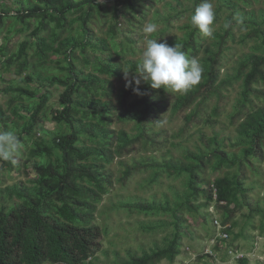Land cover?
<instances>
[{
	"label": "rangeland",
	"instance_id": "obj_1",
	"mask_svg": "<svg viewBox=\"0 0 264 264\" xmlns=\"http://www.w3.org/2000/svg\"><path fill=\"white\" fill-rule=\"evenodd\" d=\"M70 1L84 3L62 18L47 12L18 20L11 15L14 11L38 3L0 0V13H8L2 16L0 25V130L14 131L22 142L20 152L9 159L13 170L0 171V209L8 211L15 205L39 202L40 177L34 172L33 163L51 165L61 173L60 151L52 147L51 139L69 134L70 129L64 122L52 120L54 113L61 110L62 88L50 80L66 76L63 53L71 41L82 39L81 21L87 16L91 45L95 46L86 48L83 54L73 50L71 62L79 79L88 81L87 85L78 86L73 96L74 102L85 107H78L72 113L74 127L88 129V133L79 134L75 147L88 154H81L83 158L75 155L73 159L76 165L92 168L97 178H74V183L91 190L96 198L64 191L69 199L86 206L70 204L64 209L61 203L51 200L42 212L59 221L98 229L101 249L83 264H124L131 257H142L143 253L168 250L172 244L175 254L171 260L166 257L155 264H264V139L262 159L248 157L240 171L238 165L217 169L212 160L200 174V187L219 179L229 182L230 187L240 185L242 191L232 192L229 197V209L237 210L231 219L203 196L191 201L196 212L178 209L189 193L188 176L162 166L169 161L194 164L186 157L187 153L207 154L214 149L229 159H242V151L249 142V118L264 109V98L249 94L247 102L242 103L243 80L250 64L239 75L238 70L250 57L264 58V0H212L216 12L212 38L205 37L190 24V15L200 3L194 4L193 0ZM149 21L159 26L151 36L142 31ZM228 21L230 34L222 46L215 83L219 96L213 95L199 106L196 116L186 126L182 117L196 108L197 101L186 112L173 115V106L185 92L155 90L153 96L159 109L154 107L152 113L157 122H147L146 129L149 135L156 136L157 144L140 141L119 157L116 154L119 142L115 138L124 133L132 139L140 132L137 122L118 121L117 112L126 89L124 72H135L138 68L146 39H160L158 42L170 46L192 41L195 48L185 53L189 58L195 57L204 71L217 51ZM202 82L203 75L198 84ZM145 85L142 82L139 87ZM14 89L33 97L19 95ZM252 89L264 92V84L257 81ZM42 95L45 101L39 124L32 134H24L29 114ZM139 99L140 96L132 95L126 104L133 105ZM89 101L101 108L89 109ZM142 110L143 106H135L133 113L140 115ZM102 132L109 139L102 137ZM205 143L209 144L208 148ZM120 161L127 167L136 163L147 166L122 182L124 167ZM242 196L258 206L261 213L251 215ZM134 203L167 210L125 209L124 205ZM73 213L85 214L86 218L80 221Z\"/></svg>",
	"mask_w": 264,
	"mask_h": 264
},
{
	"label": "trees",
	"instance_id": "obj_2",
	"mask_svg": "<svg viewBox=\"0 0 264 264\" xmlns=\"http://www.w3.org/2000/svg\"><path fill=\"white\" fill-rule=\"evenodd\" d=\"M35 1L38 5L19 9L14 11L11 15L18 18V20H24L26 18H33L39 14L51 12L57 17L62 18L70 11L81 7L84 3L80 2L74 4L70 0ZM193 1L194 4L200 2V0ZM7 15L8 13L6 12L0 13V25L2 16ZM87 21V16L81 21L82 39L80 41H71L63 53L66 76L63 79L52 78L50 80L51 84H55L62 88V92L59 96L61 110L54 113L52 120L55 123L64 122L70 129L69 134L54 136L51 139L52 147L60 151L61 173H58L56 167H52L51 165L43 167L33 163L32 168L40 177V188L38 189L39 202L37 204L15 205L8 211L0 209V264H83L85 261L92 259L101 249L98 243L100 233L96 227L73 225L65 221H59L42 212L44 205L51 200H56L61 203L64 209L70 204L74 206H86V204H80L69 199L64 191L84 198H96L91 190L78 187L74 183V178H88L89 180H95L97 178L94 176L92 168L76 165L73 159L75 155H78L79 158H83L81 154H88L86 151L78 150L75 147L79 134L84 132L88 133V129L87 127H84V130L76 129L74 127V121L72 120V113L75 109L78 107L84 109L85 107L81 103L74 102L73 96L77 92V87L87 85L88 81L79 79L75 66L71 62V53L73 50L78 49L80 53L83 54L86 48L95 46L91 45L92 35L87 28ZM227 23L230 24V26L224 29V34L219 39L217 51L213 54L208 62L207 68L203 71V82L194 86L192 90L186 91L173 106L172 114L175 115L177 113L186 112V110L197 101L196 108L190 114L182 117L184 125L186 126L189 125L191 120L196 116V113L199 111V106L204 104L211 96H219L218 88L217 86L215 87V83L218 78V64L222 46L225 39L230 34L231 23L229 21ZM178 45L181 46L184 52L187 49L195 48L192 41L182 42ZM247 64H250V70L243 80L244 90L242 94V103L247 102V95L249 94L264 98V92L252 89V85L257 81H261L264 84V58L250 57L246 63L240 65L238 75ZM140 91L144 94L140 96V99L133 105L126 104L127 99L134 95L131 87L126 88L121 95V108L117 112L118 121L137 122L140 132L138 136L132 139H129L124 133H120L115 138L119 142L118 147H116V154L119 157L124 155L127 150L139 144L140 141H144L145 143L151 142L154 145L157 144L154 139L156 136L149 135L146 129L147 122H157L156 116L152 113L154 107L155 109L159 107L153 96L155 90H151L146 84L143 88H140ZM14 92L30 98L33 97L32 94L26 93L20 89H14ZM44 101L45 96H40L35 108H33L29 114L27 124L23 128L24 134H32L34 128L39 124ZM135 106H143L140 115L133 113ZM88 108L100 109L101 107H96L95 103L89 101ZM1 117L2 114L0 111V119ZM249 123L247 128L249 132V142L248 147L242 151V159H229L225 153L214 149L207 154L200 153L194 155L187 153L186 157L192 160L194 164L182 165L171 161L162 164L163 168L168 171L172 170L178 174L184 173L188 176L187 190L189 193L185 196V201L179 205L178 209L186 208L196 212L197 209L191 204V201H195L199 196H203L207 202L213 201L214 208L217 211L227 214L229 219L237 213L235 208L229 209V197L232 195V192H237L238 190L240 192L242 191L240 185L237 184L235 187H230L229 182H224L222 179H219L214 181L212 185L207 183V187L205 186V188L200 187L202 184L200 174L205 172L208 164L212 160H215V167L217 169L220 167L238 165L240 171L243 161L248 157L258 160L262 159L263 152L261 151V144L264 139V109H261L254 117H250ZM101 135L109 139L107 134L102 132ZM205 147L208 148L209 144L205 143ZM120 164L124 167L121 179L122 182H125L134 172L146 168L147 166L145 164L136 165V163L133 166L127 167L122 161H120ZM156 166L155 164V167ZM13 168L14 166L11 164L10 160H3L1 162L0 171L4 169L11 171ZM240 177L242 178L241 172ZM97 186H100V184H97ZM242 200L244 205L248 207L251 215L261 213L258 206L252 205L244 196H242ZM124 207L127 210L136 212H159L167 210L155 205L143 203L126 204ZM71 210L70 208V211ZM62 211L65 210L62 209ZM72 215L80 221H84L86 218L85 214L73 213ZM74 218L72 219L74 220ZM176 221H178V219H176ZM174 247L175 245L172 244L168 250H155L150 254L143 253L142 257H131L129 262L124 264H155L157 261L166 257L171 260L175 254Z\"/></svg>",
	"mask_w": 264,
	"mask_h": 264
},
{
	"label": "clouds",
	"instance_id": "obj_3",
	"mask_svg": "<svg viewBox=\"0 0 264 264\" xmlns=\"http://www.w3.org/2000/svg\"><path fill=\"white\" fill-rule=\"evenodd\" d=\"M216 12L212 0H200L190 15V24L205 37L214 36ZM230 24L226 23L225 28ZM158 24L146 22L142 31L151 36L158 31ZM160 39L148 38L140 54V63L135 72L125 74V87H131L133 94L142 96L141 83L151 90L186 92L196 86L203 74V67L195 58H189L181 46H170ZM129 74L131 78L129 79ZM22 147L20 138L14 131L0 130V160H9L17 155Z\"/></svg>",
	"mask_w": 264,
	"mask_h": 264
}]
</instances>
